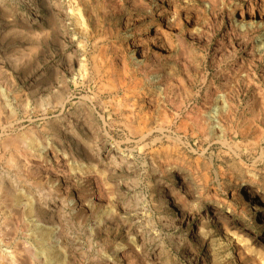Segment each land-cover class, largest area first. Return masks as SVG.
<instances>
[{"label":"bare ground","instance_id":"bare-ground-1","mask_svg":"<svg viewBox=\"0 0 264 264\" xmlns=\"http://www.w3.org/2000/svg\"><path fill=\"white\" fill-rule=\"evenodd\" d=\"M104 1L96 0L93 5L90 0H0V148L7 157L6 170L12 174L6 175L8 178L0 176V201L4 200L3 206L15 215L13 221L18 222L22 234L14 246L0 236V264H55L59 256L64 264H81L82 252L79 254L76 246H63L70 237L66 226L55 225V221L67 224L73 214L79 218V227L89 222L85 235L92 237L112 221V214L105 212L106 204L115 205V209L137 207L144 194L135 199L134 205L117 199L114 204L108 199L109 190H120L121 180L113 177L120 171L130 172L137 156L145 157L142 165L148 168L150 207L155 211L175 210L171 216L160 215L158 223L165 230L188 231L170 238L174 244L171 247L182 252L186 264H207L212 259L219 264L214 237L232 242L233 249L228 245L223 249L229 250L228 256L234 262L247 264L243 262V247L229 238V224L222 209L251 221L250 249L264 245V231L256 232L258 224L261 226L255 216L258 209L264 211V172L254 165L237 163L223 178L216 173V184L211 186L210 175L204 172L199 176L194 160L178 147L162 146V141L180 143L182 138H190L209 145L226 144L234 127L233 114L239 110L234 103L238 96L228 93L231 80H246L249 64L264 60V0H243L228 14L224 40L210 62L214 78L220 80L219 89L209 90L200 104L193 103L190 109L194 84L182 74L186 65L177 40L182 31L174 20L183 17L192 25L194 9L201 8L177 0H128L135 13L114 19L120 14L114 0H109L111 4ZM210 7L212 11L211 2ZM186 33L193 37V26ZM230 34L236 42L227 39ZM44 78H50L44 96L33 88L28 90L33 84L42 85ZM18 82L26 86L19 91L28 90V94L18 92ZM85 86H92V97L82 96L81 107L66 112L68 104L76 105L73 93ZM259 95L252 94L245 106L256 114L264 109V94ZM98 98L106 107L107 118L96 111L94 100ZM38 114L44 127L32 123L33 115ZM116 118L124 138L110 142L107 120ZM24 121L30 124L15 130L17 123ZM246 122L249 120L234 127V131L245 136L247 126L253 124L251 121V126H245ZM258 133L256 142L261 139ZM122 143L134 147L125 154ZM24 144L32 150L28 152ZM40 156L61 168L62 175L58 173V179L53 176L55 188L59 180H65L62 189L48 188L33 173L30 175L26 160L32 157L37 161ZM79 184L93 188L80 193ZM107 185L110 187L105 189ZM72 191L75 195H70ZM57 192L60 198L54 196ZM14 196L18 200L16 208L12 206ZM200 204L206 208L194 213ZM195 215L200 225L196 228L190 226ZM138 219L118 221L125 225L124 235L131 236L127 240L132 245L127 241L111 247L110 256L99 258L97 264H138L139 248L143 249L146 264H163L158 263L165 253L163 244L144 251L147 241L153 243L155 238L150 239L151 234L138 224ZM194 242L205 248L202 259L194 251ZM168 261L164 264H170Z\"/></svg>","mask_w":264,"mask_h":264},{"label":"rangeland","instance_id":"rangeland-1","mask_svg":"<svg viewBox=\"0 0 264 264\" xmlns=\"http://www.w3.org/2000/svg\"><path fill=\"white\" fill-rule=\"evenodd\" d=\"M90 1L91 3H93V5H95L94 2H96V0H90ZM242 1L243 0H177V2L180 4L190 3V4H194V6L198 5V7L201 8L198 10L194 9V23L192 25L187 24L184 19H181L183 17H181L180 19L176 18L177 20L176 19L174 20L176 27L178 29L180 28L181 31L183 32V33L182 32L180 33V36L177 38V40H179V44H180L179 46L181 48L180 50H182L181 52L183 54L181 59L182 61L184 60L183 63L186 65V69L182 70L183 73L181 71L180 73L185 74V76H187L186 78H188L187 80L191 81L194 84L193 86L194 100H190L188 104L189 109L193 103L200 104V99L203 97L205 93H209V90L214 91V90L219 89L218 86H220V80L214 78L213 69L211 67L210 62L212 60V56H213V53L217 45L220 43L221 40H224L222 36L225 31V27L229 23L228 14H230L231 11H233V8L237 7L240 3H242ZM104 2L106 4H111L109 0H105ZM210 2L214 4L212 11H211L212 7H210ZM113 4L115 8L119 10L120 12L119 15L118 14L115 15L114 19L118 18L119 16L127 12L135 13V10L133 9V7L131 6L128 0H114ZM192 26L194 28V36H193L194 39L192 36H191L192 38L187 37L188 35L186 33V30L189 28H192ZM261 30L257 31L256 33L257 36H259ZM235 35L236 34L234 33V36ZM234 36L230 34V36L228 37H231V38H227V39L234 43L236 42ZM187 49L191 50L189 51L191 52L190 54ZM221 52H224V49H222ZM55 63H56L55 65L59 64V62H55ZM60 70L62 71L63 69L60 68ZM247 71H248L247 79L244 81L242 80L237 81V80L232 79L231 80L232 85L229 86L230 88L228 91V93H231L233 97L238 96L234 98V101H235L234 103L239 105V108H238L239 110L234 112L235 115L233 114L234 118L232 122V127L241 126L243 121L245 120L246 121L249 120V122H246L245 126H247V123H249V126L252 125L251 127L247 126L245 136L244 135L241 136L240 133L237 134L234 131L235 128L233 127V131L227 136L228 138L226 139L225 145H221L219 143L209 145L208 143H205L204 141L195 140V139L193 140L190 138H182L180 143H177L174 140L172 141V139L162 141V146L167 145L166 147L169 146L168 148H172V149L174 147L175 148L178 147V150L184 153L186 157H188L190 160H194V167L196 166V168L198 169L199 176L203 175L204 172H205L204 175L206 173L210 175L209 184L211 186H215L216 184V179H215L216 173L219 178H223L233 171V168L235 164L237 163H241L244 165H254L257 169L264 172V109L260 110L256 114L250 111L248 107H245L246 103H248V100L252 96V94L254 93H259L260 95L264 94V60L252 61L251 64H249V66L247 67ZM233 80L234 82H232ZM41 82L43 83L42 85L39 83L35 85L33 84L32 86H29L28 90L31 91V89L33 88L32 91L36 90L38 91V93H40L39 95L44 96L43 92L44 93L47 92V89L45 88H47V84L50 83V78H44V81H41ZM42 86H45V87L41 88ZM25 87L26 86H23L22 83H19V82L17 83L18 92L25 89ZM90 87L85 86L82 89L76 90L73 93V102L76 103V105L71 107L70 104H68L66 106L65 111L66 112H69L71 110L73 111L74 107L77 109L80 108L81 106L79 102L83 99L81 98L82 96L89 95L88 97H92V93H90L91 92ZM28 90L26 91L27 93L26 92H20V93L28 94L29 92ZM195 96H198V98H195ZM104 98L105 97H103V99ZM9 103L11 104V106H13L11 98H9ZM94 103H95L94 106L97 109L96 111H98V114L99 115L102 114L105 118H107L108 113L106 111V107L102 105L101 99L98 98L94 100ZM195 113L196 111H194V118H196L197 116ZM251 121L253 122V124H251ZM32 123L39 124L41 125V127H44V124L42 120L40 119L39 114L33 115ZM29 124L30 123L27 121L26 122L24 121L21 124L17 123L16 125L17 129L15 130L17 131L21 130L22 127H25ZM106 127H107L109 135L111 136V137L110 136L108 137V140L110 142H112V140L113 141L123 140L124 131L122 127L120 126L117 118L111 119L110 121L107 120ZM257 131L261 132L260 133L261 139L259 142H256L255 141L256 139H254L256 138V135L259 134ZM0 132H1V129H0ZM7 132L10 133L11 131L7 130L6 133ZM157 146H160V145H157ZM130 147H134L133 144L131 143L121 144V149L124 151L125 154L127 153V149ZM24 148L27 149L28 152L32 150L29 146H27V144H24ZM3 153H4L3 150L0 148V154L2 155V157L0 158V176L1 177L5 176L6 178L7 176L8 177L12 176V174H9V172L6 170L7 168L5 166V162H6L7 157ZM134 153L136 154V152ZM29 158L26 161H28L27 162L28 166L30 165L29 166L30 168L28 167L29 168L28 172L29 173L31 172L30 175H32L33 173L32 176L34 177L36 176L35 178L40 179L42 183H44V185L48 188H52V189H62L63 188V183L65 180L64 181L59 180V184L57 188H55L54 186L55 181H56L54 176L56 175L55 177L58 179V177L62 175L61 170H60L61 168L57 169V166L51 160H49L48 158H44L42 156L38 158L37 160L38 162L35 160V158H32V157H29ZM143 161H145V157L137 156L135 158V167L130 172L126 173L124 171H120L113 177V179H115L116 181L121 180L120 190H117V191H114V189L109 190L108 199L114 204H115V201L117 200L119 201V203L125 200V201L132 202V204L134 205L135 199L139 198L140 194H144L145 198L142 200L141 198L139 199L137 207H134V208L131 207L129 209H124V208L122 209V207L115 209V205L109 204L108 206L106 204L105 212L112 214L111 216L112 221L102 228L103 232H101L100 234L94 235L95 237L86 236L85 229L87 228V225H89V222H86L85 224L82 223V225L80 224V227H79V223H78L79 218H77L73 214H70V218H69L70 221H68L67 224H65V222L64 223L62 222L63 223L62 224V223H58L57 221H55L54 223L55 225L56 224L62 225L63 228H65L64 225L66 226L67 228L66 231H68V236L70 237V240H67L68 245L65 243H62L63 246H68V247L69 245L76 246L77 247V248L75 247L77 249L76 251L80 252L79 254H81L82 252L83 254L82 259L79 256V254L77 257L78 261L81 259L80 261L81 264H97L99 258H103V257L107 258L110 256L111 247L121 246L123 242H127V241H128V244H130L132 241L127 240V239H129L131 236H129V238L125 237L124 232H123V227L125 228V225L122 226L118 221L120 219H124L125 222H131V220H133L134 218H139L138 224L141 225L143 229H146L151 234L150 239L152 237L155 238L153 243H150L147 241V243L144 246L145 252L150 249V246L155 247L157 244H163L165 253L162 256H160L158 263L161 262L164 264L165 262L169 260L168 262L170 264H175V263L176 264H179V263L186 264L185 260L181 256L182 252L180 250H178L179 252L176 250L174 251L173 248L171 247L174 244L171 242L170 238L177 237L180 233L183 234L187 230H183V229L182 231H179V230L176 231V230H171V229L165 230L158 223V218L160 215L165 214L166 216L167 215L171 216V214L173 215L175 213V210L172 211V209L170 208L169 209L165 208V209H161L160 211H155L150 207V201L148 200H150L151 192L146 186L147 180L149 181L148 168L147 166L142 165ZM36 168L38 169L36 170ZM58 173L60 174L59 176H58ZM133 178H135L137 181L136 182L134 181L135 183L134 182L130 183L132 182L130 181V179L133 180ZM125 181H128V184H125ZM106 183L107 184L111 183V181L107 182L106 180ZM77 186H78L77 190L80 193L88 191V189H91V187L93 188V186L90 187V184H79ZM109 187L110 186L107 185L105 189H108ZM70 195H75V192L72 191ZM118 195H120V197H118ZM54 196L56 198H60V194L58 195V192L55 193ZM3 201L4 200L0 201V234H1L0 236L3 238L5 237L4 239L7 238L6 240L10 241V245L14 246V243L17 241L18 238L21 237L22 234H21L19 225H17L18 222L13 221V220H16L15 215L13 216L12 211H8L5 208V206H3L5 202ZM189 201L192 202V200L190 199ZM119 203L117 205H119ZM17 204H18L17 197L14 196L13 201H12V206L16 208ZM205 208L206 206H202L200 204L198 205V208L196 211H194V213H197V214H199V212L202 213V211ZM222 211H223V214L225 213V220L226 221L228 220L229 238L231 239V241H233V243L234 242L238 243L239 246L243 247V251H244V253L242 254L243 262L249 263L250 261L251 264H256V263L264 264V247H263L264 245H260V246L255 245V246H252V249H250L251 248L250 245L253 244L252 243L253 238H250L251 237L250 235L252 233L249 231V229L253 228V226H251V221L249 219L248 220L241 219L236 214L229 215L226 213L225 209H222ZM250 215H252V220H253V212L250 213ZM255 216H256L257 222L260 221V226H261L259 228V224H258L256 232H260V231L263 232L264 231V221H263L264 211H260L258 209L256 211ZM74 220L76 222H74ZM153 220L155 223L153 222ZM198 220H199V216L195 215L192 221L190 222V226L195 227V228L199 227L200 225L198 223ZM38 232L39 231H37V233ZM246 232L248 233L249 236L247 235ZM34 233L36 234V231H34ZM34 233H31V234L33 235ZM214 240H215L214 248L219 253L218 258H216L218 261L217 260L215 261H217L219 264H238L237 261L234 262L235 260L233 259L234 260L233 261L232 258H230V255L228 256L229 250L227 252L223 249V247L226 245H228V247H231V249H233L234 247L232 246V242L230 243L231 244L230 245L228 243L229 242L228 240H218V237H214ZM196 246L197 244L194 242V251L197 250V252L199 253L202 259L204 256L205 248L199 247V246L196 247ZM138 248L139 247L137 245L136 249ZM261 248H263V250H261ZM211 249L213 250V248ZM61 250L63 251L64 249L61 248ZM58 253L61 255L60 252ZM58 253L55 252L54 254H57L59 256ZM0 254H2L1 251H0ZM137 260L139 261V262L137 261L138 264H146L145 258L143 256V249L141 250V248H139ZM227 260L230 261V263H228ZM252 260H254L253 263H252ZM54 263L64 264L65 262L60 261V256H59L58 259ZM120 264H125V262L120 261ZM207 264H216V262L214 263L212 259L211 261L208 260Z\"/></svg>","mask_w":264,"mask_h":264}]
</instances>
